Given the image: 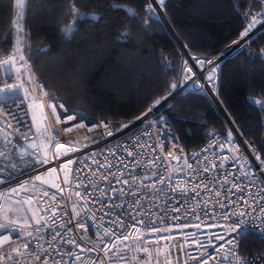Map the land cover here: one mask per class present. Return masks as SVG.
<instances>
[{
    "label": "built area",
    "instance_id": "2783aa9c",
    "mask_svg": "<svg viewBox=\"0 0 264 264\" xmlns=\"http://www.w3.org/2000/svg\"><path fill=\"white\" fill-rule=\"evenodd\" d=\"M261 11H264V0H253V5L248 12L255 15ZM247 21L249 23L250 18ZM263 32L264 23H257L248 36L243 40L240 38L239 43L232 44L219 57L212 60L218 61V64L221 65L241 49L247 48L252 51L250 43ZM84 44H82V48ZM86 45L88 44L86 43ZM238 45H241V48L228 54L232 47ZM12 51L13 49L0 53V59ZM258 57L261 56L258 55ZM17 61L19 64L18 56ZM21 71L32 75L31 83L28 82L27 75L21 76L25 87L29 89L27 96L23 90H18L14 96L9 94L10 98L8 99L0 98V106L6 105L8 112L11 113V115H5L0 112V151H6L9 154L7 160L0 157V169H3L0 171V215L6 202L17 203L33 209L37 214V219L42 217L41 224L44 227L40 232H36L35 228L38 227L36 223L19 225L0 219V223L6 225L0 231V236L10 237L7 243L0 245V255L10 250L9 245L17 246L28 243V252L34 251L41 255L42 259H49V264L52 259L59 260L61 258L56 253L57 249L65 253L63 256L65 264H80V262H73V258L66 255L69 251L79 252V249L73 245L62 243V241L74 238L83 247L93 248L95 247L96 234L103 235L105 228L115 229L118 234L122 231L133 232L134 230L130 227L133 223L130 216L135 215L137 218L149 222L155 221L157 228H167L169 231L159 233L144 231L137 234L142 237L141 240L125 242L129 247L126 248L124 244H119L118 248L122 250L120 255H123L124 259H119L115 250L106 254L99 249L91 252H79L82 258L85 261L91 259L96 264H100L101 261L103 264H146V262L147 264H157L158 260L160 264H164L165 255L170 252L171 255L168 256V259L172 261V264H177V262L179 264H199L198 260L190 259V257H200L201 254L215 256L216 261L210 260L209 264H218L223 252L217 253L214 246H218L223 241L214 239V236L215 234L227 236V230L215 227V225L230 223L223 218V213L226 210L229 212L245 210L243 200L255 201L257 205L264 203L260 199L261 196H264V168L255 159V155L249 147L251 143L245 140L231 118L228 121L225 120L228 131L231 130L233 133L231 142L228 140V131L222 134L210 130L207 132L208 141L204 146L191 151H186L183 148L166 110L174 102L172 99H168L172 94H179L181 97L192 91L191 86L193 85L188 83L182 86L180 82L178 89L172 90L167 99H163L147 116L140 114L127 119L94 117L87 114L88 120L84 121L79 117L86 113L68 107L58 93L45 85L33 71L29 62L26 69ZM7 74V66L0 68V77ZM16 77L17 73L13 69L8 82H17ZM39 84L45 86L43 91L49 93L48 96L42 94ZM255 96L264 99V94H254L252 97ZM0 97H3V94H0ZM251 102L264 113L259 105L254 104L252 100ZM33 103L43 104V124L40 130L44 133L43 135L38 134L37 129L39 128L33 120ZM50 103L57 106L55 113L48 107ZM59 104H64L69 112L60 109ZM70 114L77 115V120H66L67 115ZM57 116H59L60 122H57ZM137 117H141V119L137 120ZM77 123H83L85 126L76 127ZM104 123L107 124V129L104 127ZM9 124L11 127L8 126ZM124 124L129 127L122 128ZM17 128L20 130L19 132L15 131ZM69 128L71 131H66ZM107 131H111L113 135L108 136ZM20 133H24L28 139H25ZM5 136L11 143L5 140ZM262 138V149L255 147L260 150L261 158L264 159V132ZM57 143L66 144L67 147L75 150L64 154L65 149L54 147ZM29 144H35L36 147L30 148ZM220 145L223 147L221 148ZM125 148L133 152V156H129ZM169 153L172 155L169 156ZM173 157H179V159ZM38 158L40 160L46 158L49 162L47 164L36 163ZM68 160H72L73 163L67 164ZM152 160H155V165L149 164V161ZM135 161H139V163L137 164ZM108 163L113 165L111 169L107 166L101 167L96 175L90 171V169H97L99 164L107 165ZM12 164H16L17 167L12 168ZM213 164L216 167H213ZM62 165L66 167L62 168ZM52 168L57 171L51 172ZM65 168L68 170V184L63 183ZM205 168L208 171H204ZM109 171L121 179H129V184H117L113 176H109L107 181L99 179L101 174H107ZM51 173H56V181L47 182L42 179L41 181L34 179L37 175L43 177ZM121 173L123 176L120 175ZM129 173L138 177L136 182L131 181ZM244 173H248V175L245 176ZM145 176L149 177L143 181L146 185H151L161 177L164 179V183H157L155 189L144 188L139 181ZM77 178L83 181L79 188L76 186ZM89 178L91 182H89ZM225 178H227V183H224ZM233 182L239 185L243 191L232 188ZM21 184L25 185L26 190L20 188ZM53 184L59 185L63 191L52 187ZM93 184L98 186L97 189L93 188ZM204 185H207V190ZM111 187L123 188L124 192L112 193L109 191ZM173 187H176L177 190L172 191ZM13 188L17 189V193L11 191ZM100 189L105 194H102ZM157 189H162V191H157ZM75 191L86 195L87 200L76 197ZM44 192H48V195L45 196ZM132 192H135L136 195H131ZM218 192L219 196H217ZM53 195H55V199H53ZM241 197L243 200L240 199ZM29 198H31L30 203L27 202ZM138 198L139 203L136 204L135 201ZM93 201H100V203ZM221 204H226L229 207L225 209L220 206ZM73 205H77L76 211L80 213L79 216L73 212ZM116 205L123 207H116ZM176 207H179L180 211H173ZM248 210L250 211V209ZM53 211L56 213L55 217H52ZM106 213L111 214L106 215ZM116 214L126 221L125 227L118 228L111 223L116 219ZM174 217H178V219H174ZM246 219L249 220L246 234L264 238L262 235L264 229L259 227L260 222L256 221L255 224H252L251 221L254 217ZM69 220H71L70 224ZM77 222L85 224L88 231L77 229L75 227ZM61 225H65V227H61ZM195 225H200V227L197 228ZM138 227L143 228L144 226L138 225ZM69 228L72 230L68 231ZM57 231L61 233V236L52 240V234ZM29 232L32 233L31 236L28 235ZM81 235L85 237V240L80 239ZM162 236L171 237V239L159 240L157 243L158 238ZM88 237H92L93 243L86 242ZM243 237L237 250L240 256ZM115 240V236L105 237V241L109 245ZM49 242H51V247H49ZM38 244L43 245L49 255H45L43 249L37 247ZM199 244H203L204 247H199ZM181 246L183 250H181ZM103 247L104 245L101 244L100 248ZM139 247H148L152 250L153 257L149 260L147 254L135 250ZM157 248L161 249L159 256L155 255ZM21 251L24 250L21 249ZM16 259L19 264H40L27 253ZM232 259L234 258L230 256V260ZM245 259L249 264H264V253L254 254ZM3 264H16V261L7 260ZM223 264H229V261H224Z\"/></svg>",
    "mask_w": 264,
    "mask_h": 264
},
{
    "label": "trees",
    "instance_id": "16d2710c",
    "mask_svg": "<svg viewBox=\"0 0 264 264\" xmlns=\"http://www.w3.org/2000/svg\"><path fill=\"white\" fill-rule=\"evenodd\" d=\"M15 1L0 0V53L14 48ZM73 2L100 18L85 16L66 37L62 29ZM149 4L153 8L151 0H27L23 55L68 107L94 117L134 118L171 94L184 64L156 11H147ZM252 5L253 0H168L163 11L192 57L212 60L240 39L248 23L243 14ZM83 43L94 46L98 57H90ZM250 46L252 51L244 48L221 64L218 97L245 140L262 149L264 113L249 97L264 94V32ZM166 113L186 151L204 146L210 130L228 131L202 91L182 95ZM262 253L264 238L245 234L241 256Z\"/></svg>",
    "mask_w": 264,
    "mask_h": 264
},
{
    "label": "snow or ice",
    "instance_id": "6c2138e0",
    "mask_svg": "<svg viewBox=\"0 0 264 264\" xmlns=\"http://www.w3.org/2000/svg\"><path fill=\"white\" fill-rule=\"evenodd\" d=\"M158 2L161 6H163L164 0H158ZM16 3L18 6L23 8L24 4H25V0H16ZM111 7L122 8L123 5L113 4ZM70 11H71L72 19L65 26V28L62 29V32L64 33L65 36L71 35V33L74 30L75 25L79 19H82L85 16H91V18L94 20L100 18L99 15L95 12H93V13L82 12L78 7H76L74 2L70 5ZM147 11L154 12V9L152 8L151 4L148 5ZM127 13L130 16L135 15L134 10L131 8L127 9ZM243 15L245 16L246 19L250 18V22L247 23L246 27L240 32L239 35H240L241 40H243L244 37L249 35V32L251 31V29L253 28L254 25H256L257 23H264V11H261L260 13L255 14V15H253L250 12H246ZM17 31L19 33L20 29H17ZM121 35L124 36V35H127V33H122ZM234 43H239V41H234ZM261 51L264 52V50H261ZM17 56L19 57V62H20L19 64L17 61ZM193 59H195L197 61V63H199L201 66H203V64H205V63H208V64L213 63V61L211 59L204 60V59H201L199 57H193ZM27 63L28 62L25 59V56L23 55V47H22L21 41L18 38L15 41L13 51L11 53L7 54L4 58L0 59V68L7 66V73H8L6 76L0 77V85H2V86H0V94H3V97H0V98L8 99V98H10L9 94H12L14 96L18 90H23V92L25 93V96H27V94L29 93V89L25 87L24 81L21 79L22 75H27L28 82L29 83L32 82V75L30 73L21 71L22 69H26ZM184 64L187 65V61H184ZM218 68H219V65L214 64L213 67L210 69L209 75H208V80L210 82H214L215 79L217 78L216 73H217ZM13 69L17 73V77H16L17 82L9 83L8 80L11 78V71ZM186 71L190 73L192 71V69L186 68ZM188 78L189 77L186 75L185 79H188ZM37 83H39V81H37ZM39 87H40L43 95H46V96L49 95V93L43 91V89L45 87L43 84H39ZM177 87H178V85L175 83L171 85V88L173 90H175ZM50 99H52V98L50 97ZM162 99H167V97H164ZM249 99L252 100L254 104L259 105L261 110H264V99H261L259 96L249 97ZM160 103H161V100H156L153 103V105L151 107H149L147 109V111L145 113H143L142 115L147 116V114L149 112H152L153 108H155ZM48 107H50L52 109L53 113L56 112L57 106L55 104L50 103L48 105ZM41 108H43V104H41ZM59 108L63 109L65 112H69V109H67L64 104H59ZM0 112H3L5 115H11V113L8 112L6 105L0 106ZM77 118H78L77 115L70 114V115H67L66 120H77ZM35 119H36V117L33 116V120H35ZM79 119L87 121L88 120L87 114L80 116ZM136 119L140 120L141 117H137ZM57 122H60L59 116H57ZM8 126L11 127V124H9ZM75 126L76 127H84L85 125L83 123H77V125H75ZM104 127L107 129L106 123H104ZM127 127H129V125H127V124L122 125V128H127ZM89 130H91V128H89ZM15 131L19 132L20 130L17 128V129H15ZM66 131H71V129L70 128L66 129ZM37 132L40 135L44 134V133L40 132V129H37ZM106 134L108 136L113 135V133L111 131H107ZM20 135L23 136L25 139H28V137L24 133H20ZM57 135H58V133H57ZM227 135H228L229 142H231L233 139L232 131L229 130ZM5 140L8 143H11V141L8 140L7 136H5ZM29 147L35 148L36 145L35 144H29ZM54 147L56 149H65L64 154H67V152L75 150L71 147H67L66 144H60V143L55 144ZM140 147H143V145H140ZM149 147H151V146H149ZM220 147L222 148L223 145H220ZM249 147L252 149L253 154L255 155V159L257 161H259L261 167L264 168V159L261 158L260 150H258L255 147V145H252V144H250ZM125 151L127 152V154L129 156H133V152L128 151L127 148H125ZM153 151H155V149H153ZM112 154L115 155V153H112ZM168 155L171 156L172 153H169ZM0 157H3L5 160H7V159H9V154L6 151H0ZM173 158L179 159V157H173ZM157 159H159V157H157ZM48 162L49 161L46 158L43 160H40L38 158L36 161V163H43V164H47ZM72 163H73L72 160L67 161V164H72ZM84 163H85V166H87L86 162H84ZM135 163L138 164L139 161H135ZM185 163H187V161H185ZM149 164L155 165V160L149 161ZM105 166H107L109 169H111V167H113V165L111 163H108L107 165L99 164L97 169H94V170L90 169V171L92 172L93 175H96V173L99 171V168L105 167ZM11 167L16 168L17 165L12 164ZM63 167H66V166L62 165V168ZM125 167H128V165H125ZM188 167H191V165H188ZM213 167H216V165L213 164ZM2 170L3 169H0V171H2ZM50 171L56 172L57 170L55 168H52V169H50ZM204 171H208V169L205 168ZM252 174L254 175L255 173L253 172ZM120 175L123 176V173H121ZM243 175L247 176L248 173H244ZM109 176H113L114 179L116 180L117 184H124V185L129 184V179H121L120 177H117L114 173H112L111 171H109L107 174H101L99 179L107 181ZM129 178L133 182H136L138 179V177L136 175H132L131 173H129ZM34 179L36 181H41L42 178L40 175H37V176H35ZM145 179H149V177L145 176L142 179H140V181H139L140 185L144 188L155 189L157 183H159V184L164 183V179L161 177L159 180L152 183L151 185H146L143 183V181ZM89 182H91L90 178H89ZM227 182H228L227 178H225L224 183H227ZM63 183L64 184L69 183L67 176L64 177ZM109 183H111V182H109ZM82 184H83V181H80L77 178V181H76L77 188H79ZM52 187L57 188L61 192L63 191V189L60 188V186L57 184H53ZM86 187L87 186L85 185V188ZM97 187L98 186L96 184H93L94 189H97ZM204 187H205V190H207V185H204ZM20 188L22 190H26L25 185H23V184L20 185ZM232 188L237 189V191H243V189H241L239 187V185L235 184L234 182L232 184ZM176 190H177L176 187L172 188V191H176ZM11 191L13 193H17L16 188L11 189ZM100 191L102 192V194H105V193H103L102 189H100ZM109 191H111L112 193H117V192L123 193L124 189L123 188L117 189L115 187H111L109 189ZM157 191H162V189H157ZM194 191H195V189H194ZM43 194L45 196H47L48 192H44ZM74 195L76 197L82 199V200H85V201L87 200V196L82 195L80 191H75ZM88 195H91V194H88ZM131 195L135 196L136 193L132 192ZM219 195H220V193L218 192L217 196H219ZM108 198L111 199L112 197H108ZM53 199H55V195H53ZM240 199L243 200V197H241ZM260 199H261V201H264V196H261ZM27 202L30 203L31 198H29V201H27ZM93 202L94 203H100V201H93ZM135 203L136 204L139 203V198L135 201ZM218 203H219V201H218ZM232 204H235V202H232ZM243 204L245 206V210H241L239 212H236V211L229 212L226 210L223 213V218L227 221H230V223L225 224V225H215V227H222V228H225L227 230V236L221 235V234H215V236H214V239H216L218 241H223V243H220L218 246H214L215 251L217 253L223 252V256L220 258V261L218 262V264H223L224 261H229V264H249V262L245 258L241 257L237 251L239 249V246H240L241 238L246 234V231H247L246 226L248 225L249 220L246 218L254 217V219H252L251 223L255 224L256 221H259L260 222L259 227L261 229H264V203H259L257 205V203L255 201L249 202L248 200H243ZM220 206L225 208V209H227L229 207L226 204H221ZM110 207H112V205H110ZM116 207H123V206L122 205H116ZM76 208H77V205H73V212L76 214V216H79L80 213L76 211ZM248 209H250V211ZM173 211L178 212V211H180V208L176 207L173 209ZM110 214L111 213H106V215H110ZM55 215H56V213H55V211H53L52 217H55ZM33 218L35 219L36 225H38V227L35 228V231L40 232L41 228L44 227V225L41 224L42 217H41V219H36L35 215H34ZM196 218L199 219V217H196ZM130 219L133 221V223L130 225V227L134 230L133 232L122 231L118 234L115 231V229L105 228L103 235H101L100 233L96 234L95 247H93V248L83 247L81 244L77 243L76 239H74V238H69L68 240H64V241H62V243L73 245L75 248L79 249V252H83V251L91 252V251L99 249L101 251H104L106 254H108V253H112L115 250L118 258L124 259L123 255H120L122 250L118 248L119 244H124L126 248L129 247L125 242H127L129 240H135V241L141 240L142 237L140 235H137V234L142 233L144 231H147L150 233H159V232L169 231V229H167V228H164V229L157 228L155 226V221L149 222V221H146L145 219L137 218V216H135V215L130 216ZM174 219H178V217H174ZM9 223L14 224V223H16V221L9 220ZM68 223L70 224L71 220H69ZM111 223L115 224L116 227H118V228H123L126 225V221L121 219V216L119 214H116V219L111 221ZM25 225H27V221H25ZM138 225H142L144 227L141 228V227H138ZM4 227H6V225L0 223V228H4ZM61 227H65V225H61ZM75 227L77 229H83L84 231H88L87 226L85 224H81L79 222H77ZM195 227L198 228V227H200V225H195ZM71 230H72L71 228L68 229V231H71ZM233 234H235V235H233ZM28 235L31 236L32 233L29 232ZM193 235H195V234L193 233ZM262 235H264V232H262ZM58 236H61V233L59 231L52 234V240H56ZM110 236L116 237L115 242H112L111 245H109V243H107L105 241V237H110ZM80 239L85 240V237L83 235H81ZM170 239H171V237L162 236V237L158 238L157 243L159 242V240H170ZM9 240H10L9 236H0V245L7 243ZM86 242L87 243H93L92 237L86 238ZM101 244L104 245V247L102 249L100 248ZM51 246H52L51 242H49V247H51ZM37 247L43 249L45 255H49L47 253V249L43 248V245L38 244ZM199 247L203 248L204 245L199 244ZM9 249L10 250L5 252V254L0 255V264H3V262H5L7 260H15L16 264H19V261L16 258L23 256L26 253L30 256H33L36 261L40 262V264H49V259H42L41 255L36 254L34 251L28 252V249H29L28 243H24L22 245H17V246L9 245ZM21 249H23L24 251H21ZM135 250L141 251V252L147 254V257L149 258V260L153 257V252L148 247H139V248H136ZM181 250H183L182 246H181ZM79 252L69 251L66 253V255L72 257L73 262H80V264H96V262L92 261L91 259H89L88 261H85L82 258V256L79 254ZM56 253L61 258L59 260L52 259L51 264H65V261L63 260V256L65 255V253L60 252L58 249L56 250ZM160 253H161L160 248L155 249V255L156 256H159ZM170 255H171L170 252L165 255L164 264H172V261L170 259H168V256H170ZM230 256L233 257L234 259L230 260ZM133 259H136V258L133 257ZM190 259L198 260L199 264H209L210 260L216 261L217 258L215 256H210V255L206 256V254H201L200 257H190ZM100 264H103V261H101ZM146 264H147V262H146ZM157 264H160L159 260L157 261ZM177 264H179V262H177Z\"/></svg>",
    "mask_w": 264,
    "mask_h": 264
},
{
    "label": "rangeland",
    "instance_id": "374dc122",
    "mask_svg": "<svg viewBox=\"0 0 264 264\" xmlns=\"http://www.w3.org/2000/svg\"><path fill=\"white\" fill-rule=\"evenodd\" d=\"M26 1L27 0H25V4H24L23 8H21L20 6L17 5V3H15V10H16V17H15V24H14L15 31H16L15 40H17L19 38V40L22 41L21 37H23V33H24ZM170 26H171V24H170ZM168 28H169V26H168ZM17 29H20L19 33H18ZM83 49L85 50V52L90 57H93V58H97L98 57L97 49H95L94 47L88 46L85 43L84 46H83ZM241 50H243V49H241ZM187 57L188 56H186V58ZM184 61H187V60L185 59ZM215 62L218 63V61H213V63H215ZM196 63H197V61H196ZM218 65H219V68L217 69V73H216V77L217 78L215 79L214 82H210L208 80V75H209V71L210 70L205 75V80H206L205 82H207L206 84H208V86H210V88L215 93H217V91H216L217 88L219 89V87H218V79H219V74H220L219 70H220L221 66H220V64H218ZM198 66H199L198 69H200L201 71H205L208 68L209 64L205 63V64H203V66H201L198 63ZM186 68H191L192 71L189 73V72L186 71ZM182 70H183V74H182ZM195 72L196 71H195L194 67L190 66L188 61H187V65L183 64V67L181 68V74H180L179 79L177 80V85H179V83L181 82V85L184 86V85L194 81V79L196 77V73ZM186 75L189 77L188 79H185ZM191 85H193V86H191V89H193V90L202 91L203 93H204V90H205L207 92V90L205 89V86H204V84L202 82H198L197 81V82H195V83H193ZM211 99L214 101V99L212 97H211ZM216 104H217V102H216ZM33 116L36 117V119H35L36 126L41 130L42 129V124H43V109L41 108V105L33 103ZM65 176H67V178H68V170H67V168H65V170H64V177ZM41 178L44 181L52 182V181H56L57 175H56V173H51V174H46L45 176H43ZM34 215H35V218L37 219V214L30 207L23 206V205H20V204H17V203H13V202H6V204L4 206V210L1 211L0 219L3 220V221H6L8 223H9V220H14V221H16V223H14V224H19V225H25V221H27V225H28V224H34L35 223V219L33 218ZM2 230H3V228H0V231H2Z\"/></svg>",
    "mask_w": 264,
    "mask_h": 264
},
{
    "label": "water",
    "instance_id": "95a60500",
    "mask_svg": "<svg viewBox=\"0 0 264 264\" xmlns=\"http://www.w3.org/2000/svg\"><path fill=\"white\" fill-rule=\"evenodd\" d=\"M158 4V7L160 9V11H158L157 9L154 8V10L156 11L157 15L159 16V18L161 19L162 23L164 24L165 28L167 29V31L169 32V34L171 35V37L173 38L174 42L176 43V45L178 46L179 50L181 51L184 60L186 59V56L188 55L190 61L192 62V64H194V67L198 68V63H196L195 59H193L192 55L188 52V50L185 48L183 41L181 40L180 36L178 35V33L176 32L175 28L172 26L171 22L169 21V19L167 18V16L165 15L164 11H163V6L168 2V0H164V4L163 6H161L158 2V0H155ZM152 4H153V0H151ZM122 9H124L127 12V7L123 6ZM87 18L91 19V16H88ZM165 19H167V21H169V23L171 24V26L173 27V29L175 30V33L177 34V38L174 36V34L170 31V29L168 28ZM201 59H205L206 58H201ZM213 61V60H212ZM189 63V61H188ZM223 63V62H222ZM221 63V64H222ZM221 66V65H220ZM182 74H183V70H182ZM219 82H220V78L218 79V87H219ZM179 86V85H178ZM178 89V88H177ZM217 99H218V103L220 104L221 108L217 107L215 104V102L211 99V97L207 94V92L204 90V94L209 98V100L212 102V104L215 106V108L217 109L218 113L222 116V118L226 121L230 120V116L228 115L226 109L224 108L222 102L220 101L219 97H218V88H217ZM179 94H172L168 99H172L173 101H176L179 98Z\"/></svg>",
    "mask_w": 264,
    "mask_h": 264
},
{
    "label": "bare ground",
    "instance_id": "6f19581e",
    "mask_svg": "<svg viewBox=\"0 0 264 264\" xmlns=\"http://www.w3.org/2000/svg\"><path fill=\"white\" fill-rule=\"evenodd\" d=\"M153 8L157 9L158 11H160L159 7H158V4L155 0H153ZM165 22L167 24V26H169L170 30L172 31V33L174 34V36L177 38V35L175 33V31L173 30V28L170 26V23L169 21H167V19H165ZM178 39V38H177ZM244 44V43H243ZM241 44V45H243ZM241 45H238L237 47H232L230 50H229V53L228 54H232L234 51L238 50L239 48H241L240 46ZM188 56V55H187ZM187 61H189V65L194 67V65L192 64V62L190 61L189 57L186 58ZM214 64H218V63H212V64H209L208 68L205 70V71H201L200 69L194 67L195 69V73H196V77L194 79V81L190 82L189 85L195 83V82H202L205 86V89L207 90V93L214 99L215 103L217 102V104H215L217 107H219L220 109L221 106L220 104L218 103V99H217V93H215L211 88L210 86H208V84H206L207 82H205V75L206 73H208V71L213 67Z\"/></svg>",
    "mask_w": 264,
    "mask_h": 264
},
{
    "label": "crops",
    "instance_id": "0c3cea01",
    "mask_svg": "<svg viewBox=\"0 0 264 264\" xmlns=\"http://www.w3.org/2000/svg\"><path fill=\"white\" fill-rule=\"evenodd\" d=\"M16 3V2H15ZM15 17H16V10H15ZM15 37H16V31H15ZM23 39V37H21ZM22 42V41H21Z\"/></svg>",
    "mask_w": 264,
    "mask_h": 264
}]
</instances>
